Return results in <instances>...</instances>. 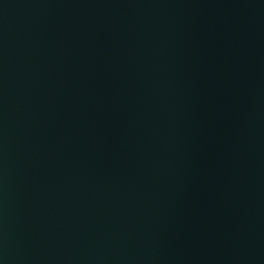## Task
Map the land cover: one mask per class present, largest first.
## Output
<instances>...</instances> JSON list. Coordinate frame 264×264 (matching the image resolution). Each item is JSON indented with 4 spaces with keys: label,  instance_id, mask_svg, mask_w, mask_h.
Masks as SVG:
<instances>
[{
    "label": "water",
    "instance_id": "obj_1",
    "mask_svg": "<svg viewBox=\"0 0 264 264\" xmlns=\"http://www.w3.org/2000/svg\"><path fill=\"white\" fill-rule=\"evenodd\" d=\"M0 264H264V0H0Z\"/></svg>",
    "mask_w": 264,
    "mask_h": 264
}]
</instances>
